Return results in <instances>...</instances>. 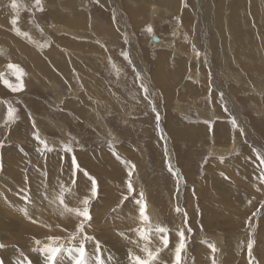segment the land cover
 <instances>
[{"label": "rangeland", "instance_id": "obj_1", "mask_svg": "<svg viewBox=\"0 0 264 264\" xmlns=\"http://www.w3.org/2000/svg\"><path fill=\"white\" fill-rule=\"evenodd\" d=\"M13 2L0 0V57L8 61L0 66V178L9 150L31 154L45 164L40 170L45 207L61 209L50 198L59 189H64L67 209H82L88 197L92 219L84 232L102 247L98 251L94 241L87 242L90 264H96L97 255L114 258L116 246L125 248V264H130V253L144 258L138 230H147L144 235L152 243L148 247L153 252L160 249L162 264H175L181 243L182 264H264V0H15V8ZM68 41L78 49L70 48L74 55L66 57L56 48L66 57V66L59 69L51 57L59 64L60 54L45 52ZM19 43L22 52L17 50ZM29 51L34 54L27 61ZM157 74L169 84L168 92L159 86ZM173 92L180 101L174 100ZM41 141L53 150H45ZM47 161L57 162L53 175L45 171ZM82 173L89 183L94 178L96 196L90 190L72 195ZM106 176L107 194L101 180ZM50 182L58 186L49 189ZM29 186L26 178L25 189L14 193L23 202L21 208L4 203L11 194L6 187L0 186V199L6 212L20 213L35 227L46 229L40 217L34 220L27 213L29 203L33 205ZM144 203L148 221L140 217ZM98 204L105 208L99 224L92 214ZM49 211L42 212L52 218ZM63 215L80 219L69 210ZM160 227L167 229V247L161 243ZM101 234L115 246L108 243L107 249ZM50 238H44V247L54 243ZM54 238L69 252L82 241V234L76 226ZM23 241L0 236V264L8 249L16 256L14 264H33ZM64 249L57 259L75 255L68 256ZM195 251H202L203 257L198 259ZM44 254L35 256L41 260Z\"/></svg>", "mask_w": 264, "mask_h": 264}, {"label": "bare ground", "instance_id": "obj_2", "mask_svg": "<svg viewBox=\"0 0 264 264\" xmlns=\"http://www.w3.org/2000/svg\"><path fill=\"white\" fill-rule=\"evenodd\" d=\"M89 4V3H88ZM132 13V12H131ZM130 15H132V14H130ZM132 17H133V15H132ZM216 18H217V16H216ZM210 22V21H209ZM213 25V24H212ZM219 28V27H218ZM93 31H95V30H93ZM107 37V36H106ZM153 37V36H152ZM102 38V37H101ZM219 38V37H218ZM56 39V38H55ZM57 39H59V41H62V39L61 38H57ZM104 39V38H103ZM111 39V38H110ZM16 40V39H15ZM109 40V39H108ZM63 42V41H62ZM7 43V42H6ZM21 43V42H20ZM20 43H19V49H17V47L14 45L13 47L14 48H16L17 50H18V52H22L21 50H23L24 48H20L22 45H20ZM55 43V42H54ZM14 44V43H13ZM16 45L18 46V44L16 43ZM56 45H57V47H51L50 49V51L49 52H45L46 54H55L56 56H57V54H60V59H59V64L57 63V61L55 60L57 57H51L53 60H52V62H54V65L57 67V68H59V69H63L65 66H64V61H62L63 60V58H66L67 56L68 57H71L70 55H74L73 53L75 52V51H73V50H77L78 48H77V46H75L73 43H71L70 41H68L67 43H65V45L67 46H63L61 43H56ZM163 45V44H162ZM165 45V44H164ZM4 46V45H3ZM3 48V47H2ZM11 48V47H10ZM47 48V47H46ZM56 48H59V49H62L63 50V52L65 53L64 55L66 56H64V55H62L60 52H58V50L56 49ZM73 49V50H71V49ZM6 49V48H5ZM5 49H4V51H5ZM48 49V48H47ZM46 49V50H47ZM14 50L15 49H13V52H14ZM48 51V50H47ZM80 51V50H79ZM24 52V51H23ZM85 55H89V53H87V52H83ZM13 55H14V53H12ZM21 54V53H20ZM19 54V55H20ZM23 54V53H22ZM32 54H34L33 52L31 53L30 51L26 54L27 56H25L24 57V59H26L27 61L28 60H30V59H33L32 57L33 56H31ZM166 54V53H165ZM80 55V54H79ZM94 55V54H93ZM167 55V54H166ZM15 57L17 56V54H15L14 55ZM24 56V55H23ZM29 56V57H28ZM43 56V55H42ZM51 56V55H50ZM50 56H48V57H50ZM20 57H22V56H20ZM47 57V56H46ZM45 57V58H46ZM17 58V57H16ZM29 58V59H28ZM51 58H50V60H51ZM90 58V57H89ZM160 58H162V57H160ZM224 58V57H223ZM40 59V58H39ZM38 59V60H39ZM42 59V58H41ZM49 59V58H48ZM69 59V58H68ZM79 59V58H78ZM88 59V58H87ZM91 59V58H90ZM89 59V60H90ZM3 61V63H4V60L3 59H1L0 58V63ZM22 62L24 61V60H21ZM42 61H44V60H42ZM48 61V60H47ZM72 61V60H71ZM222 61H223V59H222ZM38 61L36 60L34 63H37ZM52 62H51V64H52ZM14 63V62H13ZM19 63V62H18ZM48 63H49V61H48ZM61 63V64H60ZM74 65V64H73ZM76 65V64H75ZM2 66V65H1ZM25 66H26V64H25ZM36 66V65H35ZM38 66V65H37ZM31 67V66H30ZM229 67V66H228ZM5 68V67H4ZM27 68V67H26ZM50 69V68H49ZM49 69H47V72H49L48 70ZM86 69V68H85ZM31 70V69H30ZM36 70V69H35ZM40 70V69H39ZM221 70V69H220ZM224 70V69H223ZM2 71V70H1ZM37 71V70H36ZM62 72V71H61ZM39 73V72H38ZM231 73V72H230ZM61 74V73H60ZM62 74H63V72H62ZM59 75V74H58ZM158 76H159V78H157L158 80H159V86H161V87H163V91L164 92H168L169 90H170V88H168V87H170L169 86V84L165 81V79H164V76H161V75H159V74H157ZM239 75H242V74H240L239 73ZM10 76V75H9ZM41 76V75H40ZM56 77V76H55ZM230 77V76H229ZM237 77V79H238V77L239 76H236ZM235 77V78H236ZM32 78H33V76H32ZM36 79V78H35ZM46 79H47V77H46ZM63 79V78H62ZM70 79V78H69ZM68 79V80H69ZM80 79V78H79ZM236 79V80H237ZM7 80H8V78H7ZM53 80V79H52ZM81 80V79H80ZM48 81V80H47ZM63 81V80H62ZM81 82V81H80ZM38 83V82H37ZM47 83V82H46ZM180 83V82H179ZM187 83V82H186ZM48 84H51V83H48ZM60 84V83H59ZM70 84H72V83H70ZM218 84H220V83H218ZM217 84V85H218ZM222 85H224V86H222V87H220V89L222 88H225V82H223L222 83ZM43 86H44V84H43ZM43 86H41L40 85V87H43ZM46 86V85H45ZM54 86V85H53ZM56 86H58V85H56ZM60 86V85H59ZM190 86H191V84H190ZM197 86V85H196ZM219 86V85H218ZM31 87V86H30ZM51 88V87H50ZM56 88V87H55ZM57 88H59V87H57ZM82 88V87H81ZM264 88V87H263ZM85 89V88H84ZM181 89V88H180ZM221 89V90H222ZM227 89V88H226ZM243 89V88H242ZM42 90V89H41ZM82 90V89H81ZM152 90V89H151ZM162 90V89H161ZM190 90V89H189ZM77 91H79V90H76V92ZM193 91V90H192ZM177 93H178V91H176ZM180 93H182L181 91H179ZM225 93H227V94H229L230 93V91H226ZM84 94V93H83ZM173 98H174V100H176V101H180V100H178V99H176V93L175 92H173ZM181 97V96H180ZM231 97V96H230ZM167 99L169 98V96L168 97H166ZM153 100V99H152ZM4 101V100H3ZM7 103V102H6ZM61 103V102H60ZM176 104L178 105V103L176 102ZM67 106V105H66ZM70 108V107H69ZM78 109H80V108H78ZM233 109H234V107H233ZM232 109V110H233ZM235 110V109H234ZM233 110V111H234ZM67 111V110H66ZM235 112V111H234ZM239 112V111H238ZM236 113V112H235ZM10 114V113H9ZM212 114V113H211ZM240 114V113H239ZM29 116V115H28ZM31 116V115H30ZM35 116V115H34ZM68 116V115H67ZM74 116H76V115H74ZM82 116H84V115H82ZM100 117V116H99ZM102 117V116H101ZM160 117V116H159ZM86 118H88V117H86ZM93 118V117H92ZM172 119V118H171ZM63 120V119H62ZM87 120V119H86ZM24 121V120H23ZM29 121V120H28ZM95 121V120H94ZM95 124H98V123H96L95 122ZM99 125V124H98ZM177 125V124H176ZM217 126H219V125H217ZM216 126V127H217ZM221 126V125H220ZM63 127V126H62ZM177 127H178V125H177ZM183 127V126H182ZM224 127V126H223ZM221 128V127H220ZM223 130H220V131H223V132H225L224 131V128H222ZM97 130V129H96ZM140 130V129H139ZM217 130H218V128H217ZM62 131V130H61ZM218 132V133H222V134H224L223 132ZM64 133V132H63ZM171 133V132H170ZM100 134V133H99ZM172 135V134H171ZM194 135V134H193ZM217 136H218V134H217ZM221 136V135H220ZM219 136V137H220ZM223 136V135H222ZM219 137H218V139H219ZM11 138V137H10ZM66 138V137H65ZM224 138H225V136H224ZM228 138V137H227ZM235 138V137H234ZM249 138V137H248ZM89 140V139H88ZM222 139H220V141H221ZM236 140V139H235ZM40 142V141H39ZM98 143V142H97ZM218 143H219V141H218ZM221 143V142H220ZM232 143V142H231ZM197 144V143H196ZM16 145V144H15ZM15 145H14V147H15ZM237 145V144H236ZM234 148V147H233ZM162 149V148H161ZM123 150V149H122ZM126 150V149H125ZM163 150V149H162ZM227 150V149H226ZM19 151V150H18ZM27 151V150H26ZM78 151V150H77ZM82 152V151H81ZM78 152H76V154H77ZM83 153H84V151H83ZM91 153V152H90ZM93 153V152H92ZM48 154V153H47ZM53 154V153H52ZM59 154V153H58ZM58 154H57V156H58ZM79 154V153H78ZM45 155H46V153H45ZM51 155V154H50ZM60 155V154H59ZM72 155V154H71ZM111 155V154H110ZM114 155V154H113ZM55 156H56V154H55ZM65 156V155H64ZM67 156V155H66ZM65 156V157H66ZM115 156H117V154H115ZM119 156V155H118ZM125 156V155H124ZM225 156V155H224ZM41 157V156H40ZM47 157H49V156H47ZM58 157H61V155L60 156H58ZM67 157H69V156H67ZM76 157V156H75ZM81 157L82 156H79V158H80V160H81ZM5 158V157H4ZM70 158V157H69ZM83 158L85 159V161L86 162H90L89 160L90 159H87V157L86 156H83ZM114 158V157H113ZM123 158V157H122ZM59 159V158H58ZM117 160V158H114V160ZM120 159H121V157H120ZM125 159V158H124ZM130 159H132V158H130ZM240 159V158H239ZM238 159V160H239ZM62 160H63V158H62ZM64 160H66V159H64ZM68 160H71V158L70 159H68ZM72 160H73V157H72ZM111 160V159H110ZM116 160H115V163H116ZM118 161V160H117ZM125 161V160H124ZM81 162V161H80ZM126 162V161H125ZM177 162V161H176ZM57 162H49L48 163V161H47V163L46 164H48V166H47V168H48V170H45L46 172H47V174H52V173H54L55 172V169H56V166H57V164H56ZM91 163V162H90ZM124 163V162H123ZM14 164V165H13ZM66 164V163H65ZM87 164V163H86ZM112 164V163H111ZM31 165V166H30ZM44 165L45 164H43V162H42V160H40V159H38V156H33V155H31V154H20L19 152H17V151H8L7 152V154H6V158H5V163H4V166H3V172H2V175H1V178H0V186H2V188H4V187H6V190H8V192H10L13 196H11V194L9 195V199H8V202H4L3 200H1L0 199V236H1V238L3 239V240H6V241H8V240H10V241H15V240H24L23 242H25V243H23L22 242V246H23V248L25 249V251H28V252H30V253H32V254H28V257H31V259H34L35 260V262L33 263V264H47V261H46V254H44L43 256H42V258H41V260L39 259V257H37V256H35V255H39V254H41V253H43L44 251H43V248H44V238H46V237H50V236H58V235H65L66 233H68V231L70 232V231H73L74 229H75V227L76 226H78L79 225V223H80V219H72L71 217H65L64 215H63V213H65L66 212V210L68 211V209H65V208H63L62 209V207H60L59 209L60 210H58L57 211V209L55 208H53V209H51L52 207H50L49 206V208H48V206H44V202H45V196L43 195V192L42 191H40V187H42L41 186V181H40V176H41V168H44ZM64 165V164H63ZM71 165H73V164H71ZM83 165H85V164H83ZM94 165V164H93ZM89 166H92V165H89ZM225 166V165H224ZM227 166V165H226ZM75 167V166H74ZM93 167V166H92ZM91 167V168H92ZM104 167V166H103ZM240 167V166H239ZM90 168V167H89ZM94 168V167H93ZM191 168H193V167H191ZM59 169V168H58ZM62 169V171H63V168H61ZM72 170V169H71ZM70 170V171H71ZM93 170V169H92ZM45 171H44V173H45ZM60 171V170H59ZM69 171V172H70ZM79 171V170H78ZM80 171H82V170H80ZM95 171V170H94ZM227 171V170H226ZM67 172H68V170H67ZM72 172V171H71ZM84 172V171H83ZM97 172V171H96ZM255 172V171H254ZM62 173V172H61ZM86 173V172H85ZM242 173V172H241ZM256 173V172H255ZM83 174V173H82ZM238 174H240V173H238ZM43 175V174H42ZM53 175V174H52ZM62 175V174H61ZM64 175V174H63ZM66 175V174H65ZM74 175V174H73ZM84 175H86V174H83V175H79L80 177L78 178V181L76 182V186H75V184H74V188H73V190H72V195H79L80 193H82V192H84V191H86V190H90L91 191V187H90V184H92V183H89L88 182V179L86 180V177L84 176ZM121 176V175H120ZM51 177V176H50ZM52 177H54L55 178V176H52ZM51 177V178H52ZM65 177V176H64ZM96 177V176H95ZM105 177V176H104ZM26 178H27V181H29V183H30V188H31V195H32V202H33V205H32V203H29V201H28V203L30 204V206H28V209L26 208V206L27 205H25V208L27 209V213L29 214V216L30 217H34V220H36L38 217H40V224H42V225H44L45 227H46V229H43L41 226H39V227H35L36 226V224H32L31 223V221H26V219H24L23 217H21L19 214H17L16 212H14V213H16V214H13V212H10V211H8V212H6L7 211V207L4 205V203L5 204H8L9 202L10 203H15V204H18L19 206H20V208L22 207V204L21 203H23V202H19V200L18 199H16L15 198V196H14V193H15V191H17L16 189L17 188H21V187H23L24 189H25V186H26ZM43 178H45V177H43ZM42 178V179H43ZM48 178V177H47ZM61 178V177H60ZM73 178V177H72ZM75 178V177H74ZM29 179V180H28ZM53 179V178H52ZM58 178H56V180H57ZM66 179V178H65ZM75 179H77V178H75ZM262 179V178H261ZM55 180V179H54ZM69 180H70V177H69ZM103 182V184L106 186L105 188L104 187H102V189H103V191L107 194V176H106V181H104L103 179H101ZM112 180V179H111ZM182 180V179H181ZM71 181V180H70ZM90 181V180H89ZM138 181V180H137ZM49 182V181H48ZM54 182V181H53ZM48 183L47 184V186L49 187V189H51V188H53L54 187V185H55V183ZM66 182V181H65ZM68 182V181H67ZM75 182V181H74ZM139 182V181H138ZM47 183V182H46ZM62 183L63 182H61V185H62ZM69 183V182H68ZM101 183V182H100ZM99 183V184H100ZM101 183V184H102ZM109 183V182H108ZM42 184H44V182H42ZM58 184H59V181H58ZM72 184V183H71ZM102 184V185H103ZM57 185V184H56ZM55 185V186H56ZM186 185V184H185ZM58 186V185H57ZM65 186H67V184L65 185L64 184V188H65ZM28 187V186H27ZM75 187H76V190H75ZM45 188H47V187H45ZM59 188H61V186L59 187ZM122 188V187H121ZM29 189V188H28ZM44 189V188H43ZM48 188H47V190H49ZM55 189H56V187H55ZM19 190V189H18ZM45 190V189H44ZM60 190V189H59ZM59 190H58V192H52L51 193V195H50V198H52L53 200H57V197H59L61 194L63 195V193H64V189H61V191L59 192ZM63 190V191H62ZM261 190V189H260ZM51 191V190H50ZM68 191H69V188H68ZM71 191V190H70ZM263 191V190H262ZM2 192V191H1ZM40 192H42V194H40ZM45 192H46V190H45ZM258 192H260V191H258ZM21 193V192H20ZM30 193V192H29ZM71 193V192H70ZM90 193V192H89ZM261 193V192H260ZM259 193V194H260ZM0 194H2V193H0ZM47 194L49 195V192H47ZM264 194V193H263ZM6 195V194H5ZM47 195V196H48ZM102 195H103V192H102ZM109 195V194H108ZM114 195V194H113ZM258 195V194H257ZM7 196V195H6ZM22 196V195H21ZM259 196H261V195H259ZM27 197V196H26ZM72 198V197H71ZM84 198V197H83ZM105 198V197H104ZM101 199V198H100ZM102 199H103V197H102ZM23 200V199H22ZM26 200V199H25ZM28 200H29V197H28ZM69 200V199H68ZM107 200V199H106ZM256 200V199H255ZM260 200V199H259ZM258 200V201H259ZM65 201V200H64ZM103 201V200H102ZM102 201H99V203H101ZM143 201V200H142ZM4 202V203H3ZM25 202V201H24ZM48 202V201H47ZM53 202V201H52ZM52 202L50 203L51 205H52ZM56 203H58L57 201H55ZM77 202V201H76ZM256 202V201H255ZM54 203V202H53ZM56 203H54V205L56 204ZM65 203H67L68 204V202H66L65 201ZM72 203H73V201H72ZM104 203V202H103ZM183 203V202H182ZM14 204V205H15ZM75 204V203H74ZM256 204V203H255ZM257 204H259V203H257ZM24 205V204H23ZM32 205V206H31ZM69 205V204H68ZM44 206V207H43ZM59 206H61L60 204H59ZM106 206V205H105ZM140 206V205H139ZM13 207V206H12ZM54 207H58V206H54ZM69 207H70V205H69ZM68 207V208H69ZM96 207V206H95ZM94 207V208H95ZM18 208V207H17ZM104 207H102V205L100 206L99 204L97 205V210L95 211V212H97V213H92L93 214V217H94V219H95V221L99 224L100 222H102L101 221V219H102V215H101V212L102 211H104L105 210V208H104V210H102ZM45 209H47V210H50V211H52V214H53V216H52V218H47L46 216H45V214H43L44 212H42L43 210H45ZM42 210V211H41ZM102 210V211H101ZM112 210V209H111ZM240 210V209H239ZM40 211V212H39ZM49 211V212H50ZM155 211V210H154ZM241 211V210H240ZM94 212V211H93ZM241 212H243V211H241ZM157 213V212H156ZM23 215V214H22ZM138 215V214H137ZM154 215V214H153ZM51 216V215H50ZM74 216V215H73ZM151 216V215H150ZM104 217V216H103ZM137 217V216H136ZM76 218V217H75ZM80 218V217H79ZM138 218H139V216H138ZM152 218V217H151ZM66 219H68V220H66ZM134 219H135V217H134ZM243 219V218H242ZM137 220V219H136ZM163 220V219H162ZM127 222V221H126ZM139 222V221H138ZM141 222V221H140ZM128 223V222H127ZM126 223V224H127ZM51 224H57V225H60L61 226V228H58L57 230H53L51 227H49ZM95 225H96V223H95ZM95 228V227H94ZM102 228V227H101ZM90 232H91V230H90ZM100 233V232H99ZM98 233V234H99ZM110 234V233H109ZM197 234V233H196ZM199 234V233H198ZM105 236H107V235H105ZM152 236H153V234H152ZM179 236V235H178ZM190 236V235H189ZM108 237V236H107ZM153 237H155V235L153 236ZM61 238V237H60ZM66 238H67V236H66ZM110 238V237H109ZM113 237H111V239H112ZM159 238V237H158ZM177 238V237H176ZM98 239V238H97ZM99 239H101V240H103V241H106L105 243L107 244V247L109 246V244H111V246H115V244H113V241H111L110 239L109 240H107L108 238H105L104 236H103V234H101L100 236H99ZM129 239V238H128ZM130 240H132V238H130ZM136 240H138V239H136ZM135 240V241H136ZM156 240V239H155ZM177 240V239H176ZM181 240V239H180ZM36 241H40V243L39 244H37L36 243ZM120 241V240H119ZM123 241V240H122ZM121 241V242H122ZM178 241V240H177ZM56 242V241H55ZM61 242V241H60ZM64 242V241H63ZM125 242V241H124ZM136 242H138V241H136ZM66 243H67V240H66ZM103 243V242H102ZM109 243V244H108ZM123 243V242H122ZM135 243V242H134ZM139 243V242H138ZM144 243V242H143ZM19 247H21V245L20 244H18V243H16ZM113 244V245H112ZM139 244H141V243H139ZM152 244V243H151ZM66 245V244H65ZM130 245V244H129ZM128 245V247H131V246H129ZM138 245V244H137ZM136 245V246H137ZM142 245V244H141ZM38 246L39 248H38V250L36 249V247ZM61 246V245H60ZM69 246L71 247V245L69 244ZM88 246H90V245H88ZM111 246H110V248H111ZM125 246V245H124ZM127 246V245H126ZM125 246V247H126ZM134 246V245H133ZM123 247V246H122ZM121 247V248H122ZM138 247V246H137ZM140 247V246H139ZM72 248V247H71ZM100 248H102V247H100ZM113 248V247H112ZM121 248H119L118 246H116L115 247V249H113V252L112 253H115V256H113L114 258H111V257H107V253H105L104 255H103V260H104V262H105V264H122V263H124V262H126L127 260H125V259H122L121 258V254H123L124 253V249L123 250H121ZM133 248V247H132ZM17 249V248H16ZM64 249V248H63ZM93 249H95V248H93ZM107 249H109V247L107 248ZM153 249V248H152ZM169 249H171V248H169ZM203 249V248H202ZM65 250V249H64ZM66 250H68L67 248H66ZM65 250V251H66ZM98 250V249H97ZM129 250V249H128ZM134 250V249H133ZM196 250V249H195ZM199 250V249H198ZM210 250V249H209ZM65 251H64V253H65ZM98 251H100V250H98ZM97 251V252H98ZM126 251H127V249H126ZM140 251V250H139ZM166 251V250H165ZM200 251V250H199ZM211 251V250H210ZM12 252H13V250L12 249H8V250H6L5 252H3V255H1V256H3V258H4V263L3 264H14V260H15V258L14 257H16V256H13L12 255ZM27 252V253H28ZM66 252H68V251H66ZM70 252V251H69ZM67 253L68 254V256H70L69 254L70 253ZM170 252H172V251H170ZM173 252H175V251H173ZM196 252V257L198 258V256H202L203 257V254H201V252H200V255H199V252H197V251H195ZM72 253V252H71ZM126 253V252H125ZM140 253H142L141 251H140ZM16 254H17V252H16ZM15 254V255H16ZM66 254V255H67ZM73 254V253H72ZM175 254V253H174ZM65 255V254H64ZM96 255V254H95ZM169 255V254H168ZM19 256V255H18ZM21 256V255H20ZM20 256H19V258H20ZM68 256H66V257H68ZM90 256V255H89ZM137 256V255H136ZM165 256V255H164ZM208 256V255H207ZM23 257V256H22ZM65 257V256H64ZM63 257V255L62 256H60V258L59 259H57V261H56V264H71V263H73V259H72V257H73V255L71 256V257H68L67 259L66 258H64ZM141 257V256H140ZM94 258H95V256H94ZM94 258H92L93 260H95ZM124 258H128L129 259V257H124ZM167 258V257H166ZM169 259H171L170 257H168ZM168 258L166 259V260H168ZM21 259V258H20ZM90 259H91V257H90ZM199 259V258H198ZM203 259V258H202ZM17 260V259H16ZM263 260V259H262ZM33 261V260H32ZM162 261V260H161ZM160 261V262H161ZM92 262V261H91ZM90 262V263H91ZM95 262H96V260H95ZM168 262V261H167ZM198 262H201V261H198ZM21 263V262H20ZM127 263V262H126ZM166 263V262H165ZM164 263V264H165ZM186 263V262H185ZM17 264H19V263H17ZM95 264V263H94ZM125 264V263H124ZM129 264V263H128ZM159 264H162V263H159ZM200 264V263H199Z\"/></svg>", "mask_w": 264, "mask_h": 264}, {"label": "snow or ice", "instance_id": "obj_3", "mask_svg": "<svg viewBox=\"0 0 264 264\" xmlns=\"http://www.w3.org/2000/svg\"><path fill=\"white\" fill-rule=\"evenodd\" d=\"M37 3H39V0H37ZM14 8L17 6L15 3V0L13 2L12 5ZM42 10V9H41ZM16 21H13V24H15ZM151 30V29H149ZM14 67V66H13ZM20 88H23V84L21 82L20 84ZM145 91H147L145 89ZM233 124L236 123L235 120L232 121ZM41 144L44 146L45 150L51 151L53 149L49 148L47 145L46 141H41ZM2 146V145H0ZM66 151H71V148L68 147L67 145L64 146ZM75 167L79 168L78 164H75V160L73 161ZM2 166V165H0ZM171 170V167L170 169ZM129 188L131 189V184L129 183ZM91 195L94 197L97 195V185L96 182L94 180V178H92V190H91ZM57 202L61 205V207H64L67 209V205L65 204V201L63 199V195L61 194L59 197H57ZM84 207L82 209L80 208H76V209H68L69 211H71L74 215L80 217V223L78 225L79 231L82 234V241L79 243V245H74L71 249L70 252H74L75 255L72 257L73 259V264H90V258H89V254L87 251V247L86 244L89 240H92L95 242V238L94 237H89L86 235V233L84 232L85 227L88 225V223L91 221L92 217H91V211H90V199L88 197H85L82 201ZM139 203V202H138ZM146 208L147 205L146 203H144L141 207H140V217L142 218L143 221H148L149 217L146 214ZM160 233H162L160 240L161 243L167 247L168 244V235H167V229L160 227L157 229ZM141 232V240H143V247H141V251L144 252L145 256L144 258L140 257V256H135L132 255L131 253L130 255V264H159V251L160 249H157L155 252H153L148 245L151 243V238L150 237H145L144 233L147 230H138ZM123 235V234H122ZM181 237H183V233H180ZM54 241L53 244L51 245H47L44 247V251L47 253L46 256V261L47 264H55L57 258L59 257V255L61 254V252L63 251V247L56 245L55 244V240L56 238H50ZM37 244L40 243V241H36ZM97 245V249L99 250L100 245L99 242H95ZM4 245L0 244V248H2ZM140 245L138 244V247ZM185 245L183 243H181L177 249H176V253H175V264H182V251L184 249ZM213 251H215V248L213 246ZM96 264H105L104 260L97 255L96 257Z\"/></svg>", "mask_w": 264, "mask_h": 264}, {"label": "crops", "instance_id": "obj_4", "mask_svg": "<svg viewBox=\"0 0 264 264\" xmlns=\"http://www.w3.org/2000/svg\"><path fill=\"white\" fill-rule=\"evenodd\" d=\"M1 59H3L4 60V62L6 63V62H8L7 60H6V58H4V57H0ZM5 63H3V64H0V66L2 65V66H5L6 64ZM6 67V66H5ZM0 72H1V70H0ZM59 83V82H58ZM57 87L58 86H56V89H57Z\"/></svg>", "mask_w": 264, "mask_h": 264}, {"label": "water", "instance_id": "obj_5", "mask_svg": "<svg viewBox=\"0 0 264 264\" xmlns=\"http://www.w3.org/2000/svg\"><path fill=\"white\" fill-rule=\"evenodd\" d=\"M152 41H153L154 43H158V42H159V40H158L157 38H155V37L152 39Z\"/></svg>", "mask_w": 264, "mask_h": 264}]
</instances>
